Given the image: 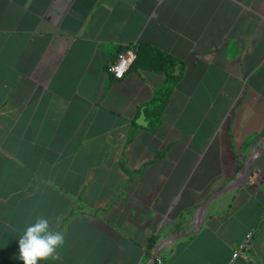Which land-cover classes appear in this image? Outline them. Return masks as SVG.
<instances>
[{
  "label": "crops",
  "instance_id": "0c3cea01",
  "mask_svg": "<svg viewBox=\"0 0 264 264\" xmlns=\"http://www.w3.org/2000/svg\"><path fill=\"white\" fill-rule=\"evenodd\" d=\"M138 44L182 62L155 127ZM41 216L39 264H264V0H0V264Z\"/></svg>",
  "mask_w": 264,
  "mask_h": 264
},
{
  "label": "trees",
  "instance_id": "16d2710c",
  "mask_svg": "<svg viewBox=\"0 0 264 264\" xmlns=\"http://www.w3.org/2000/svg\"><path fill=\"white\" fill-rule=\"evenodd\" d=\"M133 47L135 48L136 57L131 67L155 70L163 73L166 78L163 87L154 91L153 105L150 109H147L145 113L149 117V126L155 127L161 123L163 109L182 76V62L178 61L167 51L161 50L150 44H138L133 45ZM156 241L157 239L155 237L151 238L149 249L155 246Z\"/></svg>",
  "mask_w": 264,
  "mask_h": 264
},
{
  "label": "clouds",
  "instance_id": "9594fccd",
  "mask_svg": "<svg viewBox=\"0 0 264 264\" xmlns=\"http://www.w3.org/2000/svg\"><path fill=\"white\" fill-rule=\"evenodd\" d=\"M64 243V235L51 228L47 218L38 217L26 227L19 238L18 259L24 264H39L44 260H57L56 250Z\"/></svg>",
  "mask_w": 264,
  "mask_h": 264
},
{
  "label": "built area",
  "instance_id": "2783aa9c",
  "mask_svg": "<svg viewBox=\"0 0 264 264\" xmlns=\"http://www.w3.org/2000/svg\"><path fill=\"white\" fill-rule=\"evenodd\" d=\"M136 57L135 48L133 46L127 47L122 50L117 57L110 63L109 71L116 79H122L126 76L129 71L133 60ZM245 245H242L240 248L236 249L233 254V260L238 256L243 254V248ZM154 264H169L166 259L160 255H157L154 261Z\"/></svg>",
  "mask_w": 264,
  "mask_h": 264
},
{
  "label": "water",
  "instance_id": "95a60500",
  "mask_svg": "<svg viewBox=\"0 0 264 264\" xmlns=\"http://www.w3.org/2000/svg\"><path fill=\"white\" fill-rule=\"evenodd\" d=\"M255 155V154H254ZM253 155V157H254ZM249 165V164H247ZM247 167V166H246ZM239 176L236 177L233 181H231L230 183H228L227 185H225L224 187H221L220 189H218L217 191L213 192L205 201L204 203L202 204V206L200 207V210H199V225H201L202 223V220H203V212L205 211V208L207 207V205L213 200L215 199L217 196H219L220 194H222L224 191L228 190L229 188H232L234 187L235 185L238 184L239 182ZM184 234V233H182ZM182 234H179V235H182ZM178 234H175L173 236H171L170 238L162 241L161 243H159L157 245V247L155 248L154 252H153V255L150 259V261L147 263V264H154V261H155V258L157 255H159V251L161 249V246L164 244L165 241H168L169 239L171 238H174L175 236H179Z\"/></svg>",
  "mask_w": 264,
  "mask_h": 264
},
{
  "label": "rangeland",
  "instance_id": "374dc122",
  "mask_svg": "<svg viewBox=\"0 0 264 264\" xmlns=\"http://www.w3.org/2000/svg\"><path fill=\"white\" fill-rule=\"evenodd\" d=\"M150 258V257H149ZM149 260V259H148ZM146 262V261H145Z\"/></svg>",
  "mask_w": 264,
  "mask_h": 264
}]
</instances>
